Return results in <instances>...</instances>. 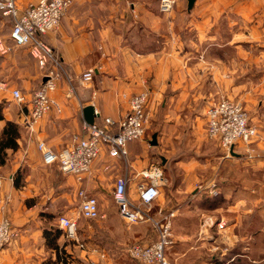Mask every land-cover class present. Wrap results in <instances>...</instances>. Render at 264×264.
<instances>
[{
	"label": "crops",
	"instance_id": "crops-1",
	"mask_svg": "<svg viewBox=\"0 0 264 264\" xmlns=\"http://www.w3.org/2000/svg\"><path fill=\"white\" fill-rule=\"evenodd\" d=\"M38 1L15 3L25 9ZM158 2L71 0L58 28L42 36L63 67L60 83L52 93L61 112L50 111L37 124L32 142L44 141L59 151L72 135L85 134L84 107H93L96 124L102 125L106 117L117 122L128 112L129 98L146 92L149 117L158 103L167 108L156 145L181 140L182 133L176 136L173 132H179L189 118L184 139L199 149L206 139L200 137L190 105L200 98L244 96L249 101L245 102L249 121L257 128L249 144L254 157L248 158L241 143L234 146V155L228 161L235 166L242 159L244 167L235 166L232 175L243 170L245 184L236 183L234 197L225 209L208 212L200 203L199 195L208 193L212 185L217 192L222 188L220 164L225 158L215 141L206 140L209 153L163 157L161 165L164 169L169 162L170 178L176 184L174 194L182 198V203L174 207L173 227L177 238L188 245L172 263L258 264L264 260V248L259 247H264V0H194L190 11L186 0H176L168 13L160 12ZM10 30L9 19L0 14V84L6 86L0 89V102H4L0 130L6 120L20 127L18 150L8 152L6 163L0 166V199L7 197L5 214L19 232L2 250L1 264H136L122 256L120 249L144 236L141 225L125 228L116 214L114 220H109L111 213H102L105 219L100 225L111 240L101 243L96 237L97 229L79 227L77 239L88 238L89 246L86 244L88 251L77 246V251L75 244L71 248L66 245L63 230L56 240L58 248L48 247L41 220L50 214L79 217L78 211L76 215H66L70 213L64 200L66 184L75 193L83 188L97 199L101 187L112 191L115 179L124 176L128 196L135 199L138 182L142 181L140 171L155 164L142 139L127 145L125 158H112L103 148L91 173L81 180L64 174L66 183H58L55 191L39 199L45 207L42 216L33 210L36 205L25 204L38 194L39 188L27 179L24 183L21 180L18 188L13 186L20 167L32 171L42 163L37 148L26 147L29 138L22 124L29 113L31 93L41 84L42 71L25 47L14 45ZM90 70L93 78L84 85L80 75ZM16 86L25 97L22 105L10 96ZM147 144L152 145L150 141ZM55 220L49 227L58 224V218ZM217 221H225L226 228L217 231ZM216 239L220 241L219 248L213 247ZM207 243L212 245L211 251L201 249Z\"/></svg>",
	"mask_w": 264,
	"mask_h": 264
},
{
	"label": "built area",
	"instance_id": "built-area-1",
	"mask_svg": "<svg viewBox=\"0 0 264 264\" xmlns=\"http://www.w3.org/2000/svg\"><path fill=\"white\" fill-rule=\"evenodd\" d=\"M176 0H159L160 12L168 13L175 7ZM71 0H39L29 4L25 9L19 8L15 0H0V13L9 17L11 30L9 37L14 45L26 47L28 53L35 59L37 67L42 71V80L38 88L33 90L30 99L29 113L24 117L22 124L26 128L29 140L35 132L37 124L47 116L50 111L60 113V106L52 93L57 89L63 67L59 58L54 55L52 48L41 38L44 34L58 28L61 18L69 9ZM93 78V71L80 75V81L87 85ZM6 88L0 84V89ZM72 90H70L71 92ZM13 101L22 105L25 97L19 89L10 90ZM149 95L146 92L135 93L128 100V112L117 122L106 117L103 124L95 122L84 124L85 134H74L67 145L59 151H54L44 141L36 140V148L45 166L57 165L62 174L71 175L76 181L91 173L93 162L100 156L103 148L112 158H125L127 145L140 140L145 132L148 114L146 106ZM206 136L214 140L224 153V158L232 157L230 149L242 144L249 153L248 158H253L249 151V144L256 137L257 128L249 121L246 109L237 102L222 98L206 110ZM234 152V151H233ZM104 169H107L105 167ZM142 181L138 182L136 198L138 206L134 204L127 193V180L124 176L115 179V186L111 197L116 205L117 213L126 225L139 222H150L155 230V238L149 243H133L125 251L126 256L137 264H170L167 262L165 252L173 242L171 220L175 217V209L168 212L159 210L156 217H150L142 209H149L158 199L160 189L164 185L163 169L159 164L140 171ZM209 195L218 192L215 185L209 190ZM79 200L78 215L87 220L101 217L98 201L89 195L83 188L77 191ZM7 197L0 199V254L6 244L16 239L19 232L13 227L11 220L5 214ZM218 229H223L221 221L215 222ZM58 227L64 231L67 239L84 247L76 237L77 220L68 216L58 218ZM2 263L0 259V264Z\"/></svg>",
	"mask_w": 264,
	"mask_h": 264
},
{
	"label": "rangeland",
	"instance_id": "rangeland-1",
	"mask_svg": "<svg viewBox=\"0 0 264 264\" xmlns=\"http://www.w3.org/2000/svg\"><path fill=\"white\" fill-rule=\"evenodd\" d=\"M159 3V2H158ZM17 89L20 90V88L18 86H16ZM32 87V85H31ZM21 92V90H20ZM244 97V96H243ZM241 98L240 95H236V96H232L229 97L231 99V101L233 102H237L240 103L248 112L249 114V109L247 108V106L245 105L247 102V100H245V98ZM252 97V96H250ZM213 98V97H209V99H203L200 98L198 100V102H195L193 104H191L190 106L194 109V119L193 122H196V124L199 126L200 129V137H203V139H206L207 141H210L212 139H209L206 136V110L207 108H209L210 104L216 102V100H220L222 98ZM227 98V97H224ZM246 102V103H245ZM186 110H188L187 106H185ZM155 112L153 113L152 116H148V121H147V125L145 128V132L143 137L141 138L143 141L146 142L147 150L149 153V156H153L154 157V161L155 164H159L162 168L161 165V159L158 158V156H162L165 159H169V157L172 158H176V157H180L182 154L183 155H190V154H195L196 152H204L207 153L208 152V145L206 144V140H202L201 144L199 146V149H197L194 146V143L192 141L187 142L184 137L187 132V129L189 128L190 124L188 123V119L187 118L185 120V124L180 126V131H174L173 134H175L176 136H180L181 133L183 137H181V140H173L171 142H166V143H158L157 145H151L149 146V144H147L149 141H151V135L153 133H156V140L158 141V137H161L162 135V126L164 124L165 121V113H166V105L165 107H162L160 103H158V105L155 108ZM185 119V118H183ZM191 119V118H190ZM214 141V140H212ZM28 143L30 144H26L27 148H31L34 147L36 149V144L33 143L31 140H27ZM221 155H223V151H220ZM209 153V152H208ZM227 160V161H226ZM228 160H232L231 157L224 159V161L221 162L220 166V181L223 182L222 183V188L220 189V195L221 197L216 198V199H209L207 197H209V194L206 192L201 193L200 196V203H202V201H207L212 203V202H216L217 204V208H212V209H206V211L210 212V211H214L216 209H218L219 211H221V209H225L226 206L231 202V199L234 197V191H232V189L235 187L236 183H242L243 185L245 184V177H244V171L242 170L241 173L237 171V176L232 175L233 171H234V167L236 166L238 169L240 167H244L242 159L240 161H238L236 163V165H232L231 161ZM166 163V162H165ZM168 163L167 162L165 164V168H166V172H164L165 168L163 169V174H164V178L166 180H164V185L161 187L160 189V194L158 199L153 203V205L151 206V208L149 209H145L142 207L143 210H145L150 217H156V215L158 214L157 212L159 210H161V212H166V210H171L174 208V205L176 206L179 202H181V197H177V195H175L174 193V189L173 187H175V182L172 181V179L170 178V173H171V169L168 168ZM230 166L233 168H230ZM240 173V176H239ZM19 177H21L22 182L24 183V180L27 179L29 180V182L33 185L36 186V188H39L37 190L38 194L34 196V198H30L26 200V206L27 207H33L34 205H36L35 207H33V210L36 209L37 210V215H41L44 214L45 210H44V205H40V201L39 199L44 195H48V193L51 191H55V189L57 188V184L58 183H66V177L64 174L61 173V171L58 170L57 165H48L45 166L44 164H38L35 168H33L32 171H29V169L27 167H20L18 174L14 175V179L18 180ZM200 187V186H198ZM197 187V188H198ZM64 191H65V204L67 206V209L70 210V213L66 214V215H76L77 211H78V196L77 193H75V191L72 189V187L70 185H64ZM100 195L97 196V201H98V209H99V214H101V217L94 219V220H87L82 218L80 215L79 217H74L77 220V227H76V232L78 231L79 227H85L88 229H97V240H99L101 243L103 242H107L109 240H111V236L102 228V226L100 225V223L105 219V217L103 216V214H105V212L107 213H111V216L109 217V220H114L115 219V214L117 216H119V214L117 213V209L115 206V203L111 197V193L112 191H108L105 190L104 187H101L100 189ZM234 193V194H233ZM190 194L186 197H189ZM130 198V197H129ZM135 199L131 198L132 202L134 204H136L138 206L139 201L136 198V196L134 197ZM29 201V202H28ZM168 212V211H167ZM51 213V212H50ZM103 213V214H102ZM113 213V214H112ZM49 214V213H47ZM51 216L49 217H44V220H41V226L42 227H48L50 225V223H55L57 218H59L60 216L63 215H58V214H50ZM42 216V215H41ZM78 216V215H77ZM120 218V216H119ZM121 219V218H120ZM173 219L171 220V227H172V235H173V244L171 246H169V248L166 250L165 252V257L168 263L173 264L172 262L175 261V258L177 257V255L179 254H184V252L188 249V245L187 243H182L181 239L177 238L176 234H175V229L173 227ZM123 227H127L128 225H126L125 223H123V221L121 220ZM225 221L223 222L224 228H226L225 225ZM126 225V226H125ZM145 228L144 232V236H142L138 241L135 242H131L127 245H125L124 247H122V249H120L122 256L126 255L125 251L127 249V247L133 243H139V242H143V243H149L150 241H153L155 238V230H153V228H151V223L150 222H139L138 224H134L133 226H140ZM54 226L58 227V224ZM223 228V229H224ZM223 229H218V230H223ZM185 231V230H184ZM216 231V232H217ZM77 237V235H76ZM79 242H82V244H84L83 250L85 249L86 251H88L86 249V244L87 246H89L88 242L89 239L86 237H83L81 240L78 239ZM65 243L66 245H69V247L71 248L73 244L76 245V247L78 246V244H76V242L69 240L65 237ZM73 243V244H72ZM213 247L219 248V246H217L218 244H220V241H218L217 239L215 241H213ZM79 247V246H78ZM78 247L76 248V250H80L78 249ZM260 249H263L264 247H261V245H259ZM204 250H212V245L208 244L203 246ZM127 257V256H126ZM128 258V257H127ZM132 261V260H131ZM263 261L264 260H260ZM133 262V261H132ZM135 263V262H133ZM88 264V263H87ZM90 264V263H89ZM137 264V263H136Z\"/></svg>",
	"mask_w": 264,
	"mask_h": 264
},
{
	"label": "trees",
	"instance_id": "trees-1",
	"mask_svg": "<svg viewBox=\"0 0 264 264\" xmlns=\"http://www.w3.org/2000/svg\"><path fill=\"white\" fill-rule=\"evenodd\" d=\"M7 18L9 19V23L11 24L10 18L9 17H7ZM42 39L44 41V38H42ZM52 52L54 53V55L57 56L56 52H54L53 49H52ZM3 108H4V102L2 101V102H0V122L4 119V115L2 113ZM19 137H20L19 124L14 122V121L6 120L4 122V124L2 125V129L0 130V166H3L6 163L8 152H14V151L18 150V147H19L18 139H19ZM18 171H17L16 174H18ZM21 179H22L21 177H19L18 180L14 179L13 186L18 188L19 187V182L21 181ZM219 195H220V192H218L216 195H212V196L209 195V197H207V198L212 200V199H216V198L221 197ZM201 204L206 209H212V208H217V204L218 203H216V202H212V203L208 202L207 203V201L203 200ZM174 207H175V205L173 207H171V208H174ZM168 210H169V208H168ZM168 210H166V212ZM44 230H45L44 234H45L46 245L48 247L51 246V247L57 249L58 245L56 244V240L61 235V230H59L57 226L56 227H49L48 226ZM244 264H252V263H250V262L249 263H245L244 262ZM258 264H264V262L263 261H259Z\"/></svg>",
	"mask_w": 264,
	"mask_h": 264
},
{
	"label": "water",
	"instance_id": "water-1",
	"mask_svg": "<svg viewBox=\"0 0 264 264\" xmlns=\"http://www.w3.org/2000/svg\"><path fill=\"white\" fill-rule=\"evenodd\" d=\"M187 1V10L188 11H190L191 9H192V6H193V1L194 0H186ZM83 111H84V118H85V122H86V124H91V123H93V120H94V118H93V112H94V110H93V107L92 106H87V107H84L83 108ZM156 133H153L152 135H151V141H150V145L152 144V145H156ZM230 151V153L232 154V155H234V152L232 151V149H230L229 150ZM161 160H162V162L164 161V158L163 157H161Z\"/></svg>",
	"mask_w": 264,
	"mask_h": 264
}]
</instances>
